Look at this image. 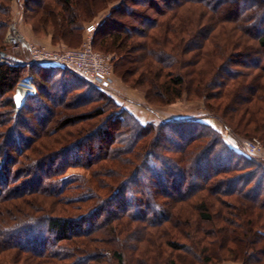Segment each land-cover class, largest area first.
<instances>
[{
    "label": "trees",
    "instance_id": "1",
    "mask_svg": "<svg viewBox=\"0 0 264 264\" xmlns=\"http://www.w3.org/2000/svg\"><path fill=\"white\" fill-rule=\"evenodd\" d=\"M9 1L0 0L5 53ZM24 6L36 34L72 47L110 8L92 43L115 56L126 84L155 104L202 96L240 140L264 142V0ZM71 74L0 65V264H264L263 162L238 161L208 123L143 122ZM29 77L35 91L18 108Z\"/></svg>",
    "mask_w": 264,
    "mask_h": 264
},
{
    "label": "rangeland",
    "instance_id": "2",
    "mask_svg": "<svg viewBox=\"0 0 264 264\" xmlns=\"http://www.w3.org/2000/svg\"><path fill=\"white\" fill-rule=\"evenodd\" d=\"M10 7H11V18H10V24L11 23H16L17 26L19 27L21 33L25 36L27 35V40L29 42L40 45V46H46L49 49L52 50H65V49H72V48H80L85 44L86 42L91 39L92 43V37L93 34L96 30L93 32H89L87 30V27L91 24H94L96 27L98 24L107 16L109 13V9L107 8L104 11H102L99 15H96L95 17L92 18V20L88 21L85 23V29L83 33V40L82 43L79 46L72 47L68 46L63 42L59 43H54L52 41L51 36H41L38 35L34 32L32 25H31V20L27 18V15H25L26 12V0H12L9 1ZM26 37V36H25ZM6 41V40H5ZM92 48L96 52H100L103 55H105L108 58L109 64L112 67V78H113V86L110 90H105L106 95L114 99L118 104H121L123 106H126V104L131 105L129 110L133 112L140 120L143 122H149L153 121L156 123H160L165 120H174V119H192V120H199L205 123L210 124L214 128H216L218 131H220L226 140V142L233 148H235L241 155H243V158H239L241 162H244L247 157H255L259 161L263 162L264 164V142L263 139H261L258 136H253L252 138H245L240 140L238 136H236L230 128H226L222 120L217 118L213 112H211L206 105V99L203 98L202 96H195L191 95L187 91L184 92L183 96L179 99H177L175 102L170 103V104H159V103H150L146 97L145 93L143 92L142 89L133 87L129 84H126L115 72V56L111 53L104 52L102 50H99L93 46L92 43ZM6 53L8 54L9 60L12 58V56L22 58L23 60H27L26 64L28 63V57H27V52L22 49L20 50H15L12 48L7 42H6ZM137 53H134L133 55H136ZM264 54V52H263ZM29 65V63H28ZM32 65V64H30ZM65 68V67H64ZM71 78L75 79L77 82L79 81L80 84L85 85L84 88H86V84L89 83L92 85L90 82L86 80H79L80 74L76 72L75 70L70 69ZM33 80H31V77L26 79L25 83H31L32 84ZM26 86H22L21 89H26ZM96 87V86H95ZM19 88V86H18ZM18 88L16 93L14 94L16 96L18 92ZM20 89V90H21ZM28 89H26V92ZM34 91H35V86H34ZM25 92V93H26ZM20 95L19 97H23L25 95ZM96 104H93L94 106ZM90 106V107H92ZM85 108H81L80 110H84ZM30 123L33 124V121L30 120ZM39 127V126H38ZM239 138V139H238ZM240 142L242 144L244 143H249V142H256L258 148L257 153H252L250 151H246L244 148H239L240 147ZM211 165V164H210ZM78 172H82L83 170H75ZM240 172H233L232 174H227L221 177H230L233 175H237ZM210 226V225H209ZM178 256H180V252H175ZM116 261H113L112 264H116ZM224 264H242V263H233L231 261H226Z\"/></svg>",
    "mask_w": 264,
    "mask_h": 264
},
{
    "label": "built area",
    "instance_id": "3",
    "mask_svg": "<svg viewBox=\"0 0 264 264\" xmlns=\"http://www.w3.org/2000/svg\"><path fill=\"white\" fill-rule=\"evenodd\" d=\"M95 28L96 26L91 24L87 27V30L93 32ZM6 42L17 51H22V49H24L27 52L29 65L40 64L46 66L66 67L75 70L84 79L103 90H110L113 86L112 67L109 64L108 58L92 48L91 39L80 48L57 51L49 49L46 46H40L29 42L21 33L17 24L11 23L9 25ZM1 53L2 52H0V65H17L20 63L14 61L12 58L9 60L7 53L5 56ZM17 58L21 59L22 62H27V60H23L19 57ZM25 84L27 83L22 82L19 85H21V87L27 86L29 88V94L33 93L34 85L31 83H28L27 85ZM243 145L247 151L252 153L258 152L259 146H257L256 142L243 143Z\"/></svg>",
    "mask_w": 264,
    "mask_h": 264
},
{
    "label": "water",
    "instance_id": "4",
    "mask_svg": "<svg viewBox=\"0 0 264 264\" xmlns=\"http://www.w3.org/2000/svg\"><path fill=\"white\" fill-rule=\"evenodd\" d=\"M1 54H2L3 56L6 55L5 52H2ZM12 59H13L14 61H17V62H22L21 59H18V58L15 57V56H12ZM20 89H21V85H19L18 92H17V94H16V96H15V101H16V104H17V107H18V108H20V107L23 105V103H24L26 97H27L28 94H29V91H27L23 97H19Z\"/></svg>",
    "mask_w": 264,
    "mask_h": 264
},
{
    "label": "bare ground",
    "instance_id": "5",
    "mask_svg": "<svg viewBox=\"0 0 264 264\" xmlns=\"http://www.w3.org/2000/svg\"><path fill=\"white\" fill-rule=\"evenodd\" d=\"M26 87H27V86H26ZM26 87H25V88H26ZM26 89H29V88L27 87ZM26 89H21V90H20V95H23V94L26 92Z\"/></svg>",
    "mask_w": 264,
    "mask_h": 264
},
{
    "label": "crops",
    "instance_id": "6",
    "mask_svg": "<svg viewBox=\"0 0 264 264\" xmlns=\"http://www.w3.org/2000/svg\"><path fill=\"white\" fill-rule=\"evenodd\" d=\"M25 36H26V38H27V35H25ZM28 41H29V40H28ZM25 85H27V84H25ZM130 106H131V105H129V104L127 105V104H126L125 107H126V108H128V107L130 108ZM129 108H128V109H129Z\"/></svg>",
    "mask_w": 264,
    "mask_h": 264
}]
</instances>
